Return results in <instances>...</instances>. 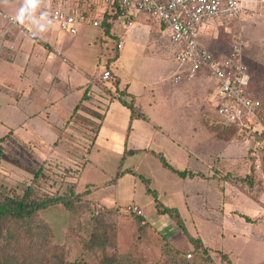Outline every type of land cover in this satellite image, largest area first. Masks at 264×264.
<instances>
[{
  "label": "rangeland",
  "instance_id": "374dc122",
  "mask_svg": "<svg viewBox=\"0 0 264 264\" xmlns=\"http://www.w3.org/2000/svg\"><path fill=\"white\" fill-rule=\"evenodd\" d=\"M47 1L0 0V39H49L50 44L68 60L65 63L61 59L51 58L52 73L56 70L57 77L61 79V82L54 81L51 84L52 111L65 121L79 99L76 92H68L69 89L93 76L97 65L110 64L116 73L125 78L134 75L139 83L146 80L151 89L159 84L161 71H167L169 77L182 68L176 59L179 46L170 41L168 29L152 16L141 14L131 25L125 24L120 18L115 19L111 23L110 33L101 36L98 29L90 25L82 26L76 35H70L48 22ZM241 6L242 11L227 23L209 21L200 30L198 39L211 50L221 53L233 39L241 37L244 41L243 61L248 67L257 96L262 97L264 0H243ZM2 14L14 17L21 27L32 29L34 37L11 26ZM118 39H123L120 49L115 48ZM41 43L47 48L46 51L57 52L44 40ZM119 52L122 56L117 59ZM29 78L24 77L23 81L15 82V86L23 87L26 82H31ZM200 80L211 82L205 78ZM183 82L196 88L197 80L194 78H183L178 82L172 80L171 83L175 86ZM91 83L111 95L104 83L94 77ZM59 84L60 89H63L62 97L58 90ZM210 90L209 87L204 90L197 87L194 95L189 92L185 96H189V99L193 96L202 106L197 113L202 121L208 122L205 124L210 144L214 148H227L228 165L218 177L223 185L219 190H226L227 195L224 203L216 209L213 205L211 212L203 214L202 220L194 216L192 222L189 215L184 213V223L192 235L200 237L212 249L205 264H225L219 251L227 254L231 264H264V153L259 160L248 156L249 150L246 152L236 129L218 122L217 107L220 102L216 98L218 102L215 104L216 99L209 94ZM93 93L96 95L98 92L90 91V106L83 105L96 110L98 105L94 103L96 97ZM173 97L183 98L181 94ZM80 114L89 117L87 113ZM52 125L58 128L54 122ZM67 125L61 140L58 139L53 147L50 161L46 163H36L27 155V149L19 148L15 140L5 142L8 147L0 155V186L11 188L17 193H22L29 186L39 197L65 195L67 205L54 204L37 211V218L44 226L40 231L42 240L33 237L27 243L18 236L20 228L5 220L0 228V260L3 264H107L106 251L119 258L126 257L129 264H161V250L166 242L179 251L178 257L188 261L205 258L204 255L192 253V246L167 214L156 212L153 197L146 194L141 179L136 180L134 189L132 185L121 186L125 194L115 206L121 209L128 203L138 204L144 212L147 227L156 229L158 233L145 227L139 231V221L116 208L105 207L96 215L94 202L91 201L93 193L99 186L113 183L120 162L109 156L105 158V168H94L87 161L86 153L91 149L95 125L79 124L77 128L71 118ZM8 129L7 125L0 123V137ZM60 144L64 145L58 147ZM173 162L170 163L179 164L181 169L186 168L187 163ZM83 167L84 171L80 172ZM226 173L228 175L223 179ZM6 238L7 242H4ZM188 253L191 254L190 258L186 256Z\"/></svg>",
  "mask_w": 264,
  "mask_h": 264
},
{
  "label": "crops",
  "instance_id": "0c3cea01",
  "mask_svg": "<svg viewBox=\"0 0 264 264\" xmlns=\"http://www.w3.org/2000/svg\"><path fill=\"white\" fill-rule=\"evenodd\" d=\"M47 4L49 5V1ZM25 29L30 32L32 30ZM41 40L51 45L49 39ZM41 40L0 39V123L10 128L6 134L1 136L4 138L1 145L5 151L8 147L5 142H8L9 139L15 140L19 148L27 149V155L32 157L36 163L50 161L53 147L58 139L61 140L63 131L67 130V121L72 113V111L69 113V117L65 121L52 111L51 84L54 81L59 83L61 79L57 77L56 70L52 73L51 58L61 59V57L56 52L46 51L47 48L41 43ZM53 49L56 48L53 47ZM56 51L59 52L57 49ZM61 55L64 57L63 54ZM120 56L122 54L119 52L117 59ZM62 62L68 63V60H62ZM98 67L99 65H97L95 73L98 72ZM71 68L77 70L75 66H71ZM108 68L111 71V80L100 81L106 86L107 92L110 94L115 90L114 82L116 81L117 88L125 90L127 93L126 100L135 96V108L145 118L130 119V110L126 106L121 104L117 98L109 96L106 91L91 83V78L95 73L88 77L84 83L73 85L68 92L74 90L79 97L73 108L79 103L84 86L87 84L90 86L89 93L90 91L98 92L96 95L93 93L96 97L94 103L98 105L94 111L100 113L102 118L91 117L97 131L93 135V142L89 147L91 149L86 153L87 161L89 160L88 162L92 163L94 168L103 169L106 167V157L110 156L112 159L118 160L121 169L136 171L149 179L150 187L157 191L158 199L164 205L176 207L183 220L184 213L189 215V220L191 219L192 222L194 216L198 220H202L203 214L211 212L213 205L216 209L226 200L227 191L219 190V187L223 185L218 177L220 173L222 174V170L227 168L228 151L226 146L214 148L210 144L207 131L208 122L202 121L201 116L197 113V110L202 106L193 96L189 99V96H185V94L192 92L194 95L197 87L202 90L209 87L211 88L209 94L211 93L216 99L218 98L216 80L205 71H201L194 77L197 80L196 88L184 82L174 86L171 83L173 77L178 74L182 75L186 71L182 66L180 70L169 77L166 75L167 71H161L159 84L155 89H151L147 86L146 80L139 83L134 75L125 78L116 73L110 64H108ZM29 76L31 82H26L23 87L15 86V82L23 81L24 77ZM200 78L211 82H202ZM60 88L61 84H59L58 90L62 97L63 89ZM244 92L251 98L264 101V95L257 96L258 92L248 70ZM179 94L183 98L175 99L173 97ZM91 99L84 101L83 104L90 106ZM216 101L218 102V100H215V104H217ZM91 107L93 106L91 105ZM52 122L58 127V130L53 128ZM206 122L207 124H205ZM218 122L231 127L220 116ZM78 126L79 124H76L77 128ZM232 128L236 129L237 136L242 138L241 143L245 144L246 152H248L252 142L251 136L246 131ZM63 145L60 144L58 147ZM129 151L135 152L129 153ZM153 152L162 153L170 162L187 163L186 168L181 169L182 166L179 164L178 167L169 162L174 169L199 172L203 176H179L164 168ZM182 165L185 166V164ZM83 169L84 167L80 172H83ZM215 170H218L219 173ZM136 180L139 178L131 173L123 174L115 182L99 186L93 193L91 201L94 202V206L100 203L106 208H116L126 214L124 206L127 204L121 209L115 205L125 194V190H121V186L132 185L134 189L137 184ZM140 208L142 209V207ZM132 216L137 219L134 215ZM141 217L144 220L140 224L145 229L157 232L156 229L147 227L144 212Z\"/></svg>",
  "mask_w": 264,
  "mask_h": 264
},
{
  "label": "built area",
  "instance_id": "2783aa9c",
  "mask_svg": "<svg viewBox=\"0 0 264 264\" xmlns=\"http://www.w3.org/2000/svg\"><path fill=\"white\" fill-rule=\"evenodd\" d=\"M243 0H49L48 20L61 32L76 35L80 27L90 25L104 33L102 20L110 16V21L122 19L125 24L132 22L141 14L154 17L169 32V39L177 44L176 59L186 69L182 75H175V82L192 79L196 73L205 71L217 82L218 115L225 123L246 131L251 136L248 156L259 160L264 153V102L251 98L244 92L247 82V65L242 58L244 41L236 37L221 53L202 44L198 36L209 21L229 22L242 11ZM2 16L11 26L25 31L31 38L34 34L18 24L10 16ZM127 21V22H126ZM123 40L118 39L115 48L120 49ZM63 61L61 53L56 52ZM94 79L107 82L111 80L108 65L98 67ZM105 209L103 204L95 205V214ZM127 214L143 216L136 204L124 206ZM187 258L191 257L188 253Z\"/></svg>",
  "mask_w": 264,
  "mask_h": 264
},
{
  "label": "trees",
  "instance_id": "16d2710c",
  "mask_svg": "<svg viewBox=\"0 0 264 264\" xmlns=\"http://www.w3.org/2000/svg\"><path fill=\"white\" fill-rule=\"evenodd\" d=\"M110 16H106L102 20V28L105 34L110 33L111 28ZM117 57V55H116ZM115 57V58H116ZM114 58V59H115ZM115 90L110 92L112 97L117 98L121 104L126 106L130 110V119L133 118H145V116L139 112L135 108V96H131L129 100L125 99L127 93L125 90H119L117 88V82L115 81ZM89 84L84 87V91L80 98V101L76 106L73 108L72 113L70 115L71 121L75 122L76 124H82L84 126H90L94 124V121L91 117L102 118V115L97 111L91 110L88 107L83 105L84 101H87L90 97L89 93ZM264 102V101H263ZM80 112H84L89 114V117H84L80 114ZM235 127L236 126H232ZM97 131V128L94 129V133ZM3 137L0 138V155L3 152V146L1 143L3 142ZM135 151H129V153H133ZM154 155L158 158L161 165L164 168H167L179 176H203V174L199 172H192L190 170H177L174 169L170 163L166 160L164 155L160 152L156 153L153 152ZM39 173V171H38ZM36 172L35 175L38 174ZM131 173L135 175L137 178L141 179L144 184L145 192L148 195H151L154 200V206L156 212L159 214H167L169 218L175 223V225L180 229L182 234L186 237L190 245L192 246V253L195 255H204L205 258L200 257L198 260L188 261L182 257H178L177 254H180L179 251H175L171 245L167 242L163 245L161 250V255L163 257V262L161 264H205V259L207 260L210 256V251L212 250L210 247L204 244L202 239L198 236L192 235L185 223L184 220L176 207H171L164 205L159 199L157 191L150 187L149 179L143 177L141 174L137 173L136 171H131L129 169H121L119 167L118 171L114 175L112 182H115L121 175ZM228 173L223 175V179H226ZM221 179V177H220ZM74 190V187L71 188ZM65 195H56V196H44L39 197L37 193L33 190L32 187L24 188L22 193H17L13 189H6L5 187L0 186V228L1 224L7 220L10 221L12 224L17 225L20 228V232L18 234L19 237H22L26 242L30 241L33 237H37L38 240H42L40 231L44 228L43 224L39 222L37 218V211L39 209H44L48 206L54 204H63L64 206L67 205V200L64 198ZM137 217V221L139 223L143 221V217ZM245 220H247L245 218ZM144 228L143 225L138 226V230H142ZM17 239V238H15ZM7 242V238L4 240ZM221 258L226 261L225 264H231L228 260V256L223 251H219ZM105 257L107 259V264H129L126 257L119 258L113 255L110 251H106ZM0 264H3L0 260ZM74 264H77L76 262ZM136 264V263H131Z\"/></svg>",
  "mask_w": 264,
  "mask_h": 264
}]
</instances>
